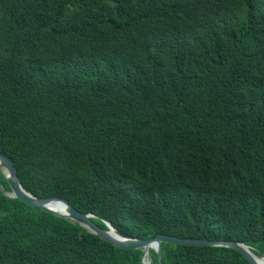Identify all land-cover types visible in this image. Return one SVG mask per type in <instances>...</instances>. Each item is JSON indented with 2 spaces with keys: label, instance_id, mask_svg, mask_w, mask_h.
Instances as JSON below:
<instances>
[{
  "label": "trees",
  "instance_id": "16d2710c",
  "mask_svg": "<svg viewBox=\"0 0 264 264\" xmlns=\"http://www.w3.org/2000/svg\"><path fill=\"white\" fill-rule=\"evenodd\" d=\"M0 151L125 236L263 256L264 0H0ZM10 192L0 171V264H142ZM161 263L250 264L168 242Z\"/></svg>",
  "mask_w": 264,
  "mask_h": 264
},
{
  "label": "water",
  "instance_id": "95a60500",
  "mask_svg": "<svg viewBox=\"0 0 264 264\" xmlns=\"http://www.w3.org/2000/svg\"><path fill=\"white\" fill-rule=\"evenodd\" d=\"M0 171H2L10 186L11 192L8 194L11 198H17L22 202L37 207L45 212L51 213L65 220L76 222L83 226L90 233L107 241L108 243L120 248L144 249L151 247L158 256V264L161 263V243L168 242L173 244L188 246H221L238 251L250 264H264L261 259L263 256H257L246 244L235 240H209L203 238H184L168 234L158 233L150 238L142 239L129 237L121 234L113 225L104 218L93 214L80 212L75 209L67 200L59 196L37 197L28 192L21 184L17 175V169L12 159L0 151ZM93 219L102 221L106 228L97 225ZM142 257V264H143Z\"/></svg>",
  "mask_w": 264,
  "mask_h": 264
},
{
  "label": "bare ground",
  "instance_id": "6f19581e",
  "mask_svg": "<svg viewBox=\"0 0 264 264\" xmlns=\"http://www.w3.org/2000/svg\"><path fill=\"white\" fill-rule=\"evenodd\" d=\"M151 247H148L146 249H144V257H143V264H151L150 263V258H149V249ZM262 261H264V258L261 259Z\"/></svg>",
  "mask_w": 264,
  "mask_h": 264
}]
</instances>
